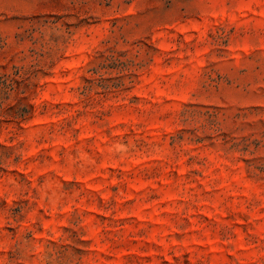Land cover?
Instances as JSON below:
<instances>
[{
	"label": "rangeland",
	"instance_id": "1",
	"mask_svg": "<svg viewBox=\"0 0 264 264\" xmlns=\"http://www.w3.org/2000/svg\"><path fill=\"white\" fill-rule=\"evenodd\" d=\"M0 264H264V0H0Z\"/></svg>",
	"mask_w": 264,
	"mask_h": 264
}]
</instances>
